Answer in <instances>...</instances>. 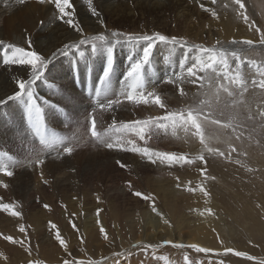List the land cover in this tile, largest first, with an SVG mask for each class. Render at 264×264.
I'll list each match as a JSON object with an SVG mask.
<instances>
[{
	"label": "bare ground",
	"instance_id": "1",
	"mask_svg": "<svg viewBox=\"0 0 264 264\" xmlns=\"http://www.w3.org/2000/svg\"><path fill=\"white\" fill-rule=\"evenodd\" d=\"M162 1L167 0H91L92 6L99 13V15L97 16L93 15L89 11L88 3L86 2V0H71L73 8L69 11H72L74 13V20L78 24L79 29L82 30L81 32L77 31V29L75 28L69 27L63 21L58 20L56 17L59 15V13L56 11L55 5L48 3L47 0H45L44 3L39 2V0H26L24 4H18L16 3V0H0V41H3L5 45L13 44L18 47H24L26 50H34L37 53L41 54V56L49 58L52 56L54 51H57L58 49L62 48L65 44L77 43L82 38V34L83 36H91L102 33L106 26H108L107 23H105L106 20L110 21V19H113L112 21H116L114 22L115 24L124 20L136 21L141 20L142 18L152 17L151 23L159 24L160 22L164 21V12L166 9L174 13L175 24L173 27L175 30H182L183 28V32H187V34L190 32L195 36L200 23L204 22L200 21L203 15L198 16L194 10L188 11V9L185 8L186 6H182V0H170L167 6H164ZM203 3L204 6H206L204 7V11H202L203 14L206 16L212 15L216 4H213L212 0H195V4L197 6ZM211 20H214V22H211ZM226 20L227 19L216 21L215 16H213L212 19L205 22L206 24H208V26H211V28L207 27L210 32H212L211 29L214 30L213 33H215L216 35H213V38L216 37L217 39H220L222 38V36L227 35L230 30L232 31L234 29L235 26L231 24L230 20ZM41 21H43V23H41ZM239 24L237 23V25ZM240 26L243 25L240 24ZM237 28L240 27L237 26L236 30ZM29 40L31 41L30 49L28 45ZM225 46L230 47L232 49L244 48L235 45H230L229 43H227ZM139 49L140 46H138L137 50ZM2 51L3 49L0 48V54H2ZM129 53V45L121 43L116 45L114 48V71L112 73L111 85L107 94V99H115L116 95L124 88V85L121 83V78L123 77V72L126 70V67L128 65ZM194 56V51L183 50L179 47H177L175 53L172 54L169 51V47L164 44H157V46L153 49L151 63L146 67V70L144 72L147 90L152 91L153 89H155L157 93L160 94L162 98L166 101V103L170 104H168V107L170 109H175V104H177L176 101L179 94L172 89L171 84L164 82L166 78L165 76L163 77V74L167 71L171 72V75H173V73L179 72L180 64L183 62L186 65H190V60H192V57ZM166 57H168L167 60L165 59ZM104 63L105 58L103 55L98 54L96 56H91L90 50H86V59L83 60L76 56H73L70 59L69 57H66L57 60L53 64V72H51L56 74L53 78V80H56L55 86H53V89L49 91V89L46 88V86L43 84V80L38 81L35 86L36 96L42 93L45 99L41 98L36 100L41 105H45V101H47V106L49 102L57 98L56 100H58V107L63 105H65L66 108L70 107L69 109L72 112V116L74 118L80 117L81 119L83 116L81 112L83 105L82 99H84L85 96L82 95L81 92L77 91V87L78 89L81 88L82 91L86 89L90 90V92H88L89 95L94 94V88L99 81V76L102 74ZM70 64H73V66L79 65L80 84L76 85V87L73 84L71 73L69 74V71L67 70V66L70 67ZM87 64L91 67L94 66V68L92 70L90 68H86ZM47 69L50 68L48 67ZM47 69L46 72H48ZM90 70L91 74H89ZM30 71L31 70L29 66L4 65L2 58H0V100H6L7 96H10L15 91H17L18 88L15 83V80L30 78ZM48 75L50 76L51 74L48 73ZM76 75L77 74L75 73V79H77ZM50 78L52 77L50 76ZM184 86L187 87V85ZM54 87H59V89L62 91L61 97H57L58 91L56 92ZM67 93L71 94L69 100L66 96ZM187 99L189 100V98ZM19 104L20 102H15L13 105H10L8 101L6 106H10L9 110H11V106H13V110L16 106L18 107ZM130 104L134 108L138 109L136 110L135 114L128 111V107H131ZM130 104L123 103L121 107H116L108 111L109 114L107 115V120L111 121L110 125L115 123L117 126H119V124L122 123V121L124 122V120H128L126 121L127 123L135 120L155 118L163 116L165 114V109H161L158 106L152 104H142L139 106H134L132 103ZM6 106L0 105V152L6 151L8 155L14 157V159L16 160L18 158H21L22 156L23 158H25L29 149L41 146H39V144L32 145L31 141L29 140V137H27V134H19V126H21V123L17 124V121L21 120V114L25 117L23 103L21 102L17 111L15 109L13 111L11 110L7 112V114H4V112H2V109L5 110ZM76 122H78V120ZM53 124L55 125L54 122ZM71 124L73 125V123ZM71 124L69 126H71ZM107 124H109V121H107ZM168 132L170 135L166 136L164 131L160 130V135L158 136V138L164 139L162 141V144L164 146L176 141L177 143L181 142L183 145L182 147L186 148V153H189L190 155L195 154L196 151H198V141L193 144H185L182 140H178L173 137L171 135L170 129ZM17 134H19L20 136H18ZM119 135L121 134L115 133L113 131V135H109V137L114 140ZM149 135L150 133L146 132L145 139ZM127 138L135 140L138 146L144 147V144L142 143L144 141L139 140L138 137L134 135H129ZM85 140L86 139H84V141ZM153 140L154 138L152 139V141ZM91 150L92 149H88V152L84 153V157H86V159H89L90 156H96L92 154L93 152L90 153ZM111 151L118 152V154L114 157L115 160H119L122 164L125 165L124 168H121L122 173L119 172V169H116L114 167L119 165L113 166L112 163L106 160L108 163H110L109 165H99L101 166L100 168H102L101 171H105H102V174L87 175L88 171H85L84 175L82 176L77 175L75 172L69 175V172L73 171L71 169L73 164H67L66 162H69V157H64L63 160L61 159V162L59 161V159L55 161L54 158H50L49 160H47L48 165L42 168H36L34 165L28 166L29 169L31 167L33 169L34 167V172L33 175H31V173H29L30 175H26V180L25 178L23 179L24 176L22 177V175H16V177L12 176L11 179H6L5 176L0 174V179L3 178V182L8 185L7 188L0 187V203H9L15 206L14 201L21 202L22 207L20 208V212L25 213L24 216L22 214L23 219H19L11 217L7 213L0 211V230H3L7 233L16 232L19 231L18 228L19 224L21 223L23 225L27 223L32 228L40 229L46 222L52 221L51 210L45 209L43 205H55V202H62L66 206V208L60 209V214L62 216L67 215V217H71L72 220H74L81 228L83 236L89 235L92 237V239L95 240L94 244L90 245L91 248L88 247L85 253H82L81 256H86L89 260H92L93 262H98V264H141L137 260H129L130 257L128 256V254L133 251L131 250V248H133V245L136 247H149L148 249H150V251L148 250V252L149 255L150 253L151 255L147 259H150L151 257H153V253L157 252V254H160V252L164 251L163 247L166 246H162V243H164L165 241H172L173 245L177 243H181L184 245L194 243L200 247L209 249V252L200 254H203L208 257L210 256L211 261L209 259H202L203 261L200 262L201 264H228L229 261H231L233 258L236 260V262H241L239 257L232 256L231 253L225 254L224 250L226 248H231L234 251L241 252L239 250L240 247L225 246L222 243L219 228H217L216 226L217 222L214 219L213 214L209 215L207 208L191 209L193 213H191L193 218L198 220L195 222L188 220V216L186 215V213H180L181 215H178V212L176 213V205L179 201L178 195L182 197V193L180 190H183V188L178 189L176 187V184H185V182L188 180V175H182L180 177H173V175H170V177L168 178H163L155 174L151 175V172L153 170H157L158 168L165 171V165L167 163H162L165 165H160L158 162L151 163L147 160V158H144L140 154L131 151ZM123 152L126 153V156L123 154ZM176 152L178 153V151ZM137 158L141 159V161H138ZM137 162L144 163L139 164ZM59 163H61V165ZM146 163H151L154 167L158 168L153 169L150 167L149 164ZM91 166L89 169L92 168ZM167 166L170 168L169 164H167ZM59 167H65L67 170H69V172L67 173L68 175H55L58 174ZM130 169H137L138 173H128ZM168 173L170 174V172ZM87 176L89 177V180H86ZM45 181H47V183H45ZM129 184L132 185L131 189H129L128 187ZM88 185L89 189H87ZM135 189H138V191L148 192L149 194L155 196L158 211H160L170 221L173 227H168L167 225L163 224L160 220V217H158L155 213L151 211V207H149L150 209H147L146 206L149 205L151 202L147 201L145 205L141 204V202L137 199L138 197L132 195V192L136 191ZM199 195L197 194L196 196ZM91 198L93 199V201L91 202L90 207L88 208L87 206H89L88 204L90 203L89 200ZM182 201L185 202L184 199H182ZM200 202L203 203V205L204 203L214 204L213 199L210 200V197L207 199L206 202V198L204 196L200 199ZM39 207L42 208L39 209ZM97 209H101L102 213L107 212L113 217L116 229L115 236L112 235L111 231L106 227L105 219H103L102 214H99V217H97V213L94 214V211L97 212ZM13 210H16V207H14ZM88 211H91V214L89 216L87 215ZM134 211H136V213L140 212L141 214L136 217L133 216V218H131L132 213ZM120 212L125 214L127 223L131 224V226L133 225L132 229L130 228L131 230L129 232V235L127 232V236H124L123 233L120 231V227L118 225V222L116 221V219L120 215ZM97 219H99V224L97 223ZM135 222L137 223L134 225ZM187 224L188 226H191L189 228H186ZM250 224H252L253 226V223ZM138 226L140 227V232L138 231L139 233H135L134 228L138 229ZM101 227H103L106 233L108 234V240H105L103 238L101 232L99 236L100 238L97 237L98 234H95L97 228L100 230ZM248 227H245L244 225L243 228L247 229ZM131 233L135 235L131 236ZM49 238L47 236L46 238H44L43 235L41 241L37 245L38 249H42L44 251V254L42 253L44 257L48 256L47 253H49L50 250L57 248V246L52 245ZM77 248L81 250L82 246L79 245L76 247V249ZM169 249L174 250V248ZM176 249L178 248H175L174 251H176ZM248 250L250 251V249ZM252 252H260L258 254L260 255L264 252V248L263 246L259 245V247L257 248H252ZM116 253H120V255H116ZM77 254L80 255V253H76L75 255ZM42 255L40 252H38V255L36 256L39 261L38 264H41L40 259L43 258L41 257ZM98 256L100 257V259L97 258ZM179 257L180 256L173 253L172 255H169L167 261L163 258L157 261H152L149 264H183ZM95 258H97V260ZM256 258L257 257H254V259L252 260L258 261L259 258ZM53 259L59 260L57 253L55 258ZM6 263H8V261H6Z\"/></svg>",
	"mask_w": 264,
	"mask_h": 264
},
{
	"label": "rangeland",
	"instance_id": "2",
	"mask_svg": "<svg viewBox=\"0 0 264 264\" xmlns=\"http://www.w3.org/2000/svg\"><path fill=\"white\" fill-rule=\"evenodd\" d=\"M169 1L170 0L162 1L163 5L167 6V4H169L168 3ZM182 1H183L182 6L183 7L186 6L185 8L188 9V11L194 10L198 16L203 15L202 19L200 21L201 22L204 21V22L200 23L198 31H197L198 34L196 33L195 36H194V34H192L190 32H189L190 34L189 33L187 34V32H183L184 31L183 28H182V30L181 29L175 30L173 27L175 24V22H174L175 16H174V13H172V11H170L168 9H166L167 11L165 10V12H164L165 13L164 21L160 22L159 24H152L151 23L152 17L151 18L146 17V18H142L141 20H136V21L124 20V21L118 22L119 24L118 23L114 24V22H116V21H112L113 19H110V21L109 20H106L107 22L105 21V23H107L108 26H106V28L104 29V31H102V33L110 34L112 31H119V32L131 33V34H139V35L149 34V35H151L154 32H159V33L164 34L168 37H172V36L183 37L188 41V43L190 45L200 44V45H203V46L209 47V48H211L213 46L219 47V45H217V43H216L217 41H221L223 46H225L227 43H229L232 40H237V41L252 40L253 41V47L251 49H248L247 46L243 45V44L235 45V46H239V47H244L242 49H245V51L241 57V59L244 60V63L242 64V73H243L245 79L248 81V84H249V89L246 93H244L243 97L238 96V99H242L244 101V103L240 104L239 107L236 109H229L230 111L238 112V121L240 123V126L237 128L236 134L242 133V136H241L240 141H236L234 139L233 142L236 144L238 150L242 153H246V155L237 156L236 153H233V158L241 161V163H239V164L232 163V162L224 160L223 158H209L206 165L200 164L199 162H197V163H195V165L194 164L193 165H184V166L171 165L169 168L167 166L168 163L167 164L165 163L166 164L165 165V164L160 163L159 160H157V162L160 165H165V171L161 170L158 167H154L151 163H146V164H149L150 167L153 169L158 168L157 170H153L152 171L153 173L151 172V175L155 174V175L161 176L163 178H168V177H170V175H173V177H180L182 175H188V180L183 185H186V184L189 185V182H191L189 186H191L193 188H195L196 185L198 183H200L201 180H203V177H201V175H200V169H203L206 167V169H207L206 175L209 177L215 178L213 180H204L205 186L210 191V200L213 199L214 204H211V203L205 204L204 203V205H203V203L200 202V199L203 197V194L200 193L198 190L194 191V192H188V191H185L184 189H183L184 191L181 189L180 191L182 193L183 198L180 195H178L179 201L177 202V205H176V213L178 212V215H181L182 213H186V215L188 216V220L195 222L198 220L193 218V216H192L193 213H192L191 209H193V208H197V209L207 208L208 210L212 209L214 219L217 222L216 226H217V228H219V231H220L222 243L225 246L240 247L239 250L241 252L246 253L250 257L252 256L253 258L254 257L259 258L258 261H256V260L248 259L247 258L248 256H244V257L237 256L240 258L241 262H236V260L233 258L231 261H229V263L230 264H246V263L247 264H258V263L260 264V261H264V257H263L264 252L261 253L260 255H258L260 252L254 253V252H252V248H257V247H259V245L263 246V248H264V226H262V225H264V119H261L259 116V112L261 110H264V89H260L259 87H253L252 86V80L253 79H256V80L259 79L255 68L258 66H264V45L259 44L260 33H257L254 28H250L249 25L254 24L256 27L260 28L262 32H264V0H243V2L245 3V9L243 11H244V14L247 15V17H248V23H245L243 17H238L237 13L232 10L233 7H237V6L232 5L231 0H216V2H215L216 5L214 7V11L216 13L215 20L221 21V20L227 19V20H230V22L233 26H235L234 29L232 31L230 30V32L227 35L222 36V38L224 37L223 39L222 38L217 39L216 37H214L216 40L212 37L213 35H216L215 33H213L214 30L211 29L212 32H210V30L207 27L211 28V26H208V24L205 23L206 21L212 19L213 15H207L206 16L203 14L202 11H204V7H206V6H204V3L201 5L199 4V6H197L195 4V0H185V1L182 0ZM225 4H229V7L225 8L224 7ZM168 11H169V13H168ZM212 21L214 22V20H211V22ZM237 23L238 24L240 23L243 26H240V24L237 25ZM236 25L238 27H240V28H237V30H236V27H237ZM139 26H140V28H139ZM168 28H170V29H168ZM238 29H240V30H238ZM234 31H235V33H234ZM207 33L208 34L210 33V34L208 35ZM200 34H203V35H200ZM86 50H90V48H88ZM183 50H189V49L183 48ZM54 52H57V51H54ZM198 55L199 54L195 52V56L192 57V60H190V64L196 59L195 57H197ZM73 56L74 55L72 54V51L69 50L68 56H63V55L58 54L52 60V62L48 66L50 69H47L48 72H46V77L47 76L48 77H47V79L42 81L43 84L46 86V88L49 89V91L53 89V86H55V82H56V80H53L54 75H56V74L51 73V72H53V69H52V67H54L53 64L57 60H60L62 58H66V57H69V59H70ZM76 57H78V56H76ZM248 61H255V66L250 67ZM230 65L232 68H234L235 60H230ZM64 67H66V66H64ZM86 68H90L92 70L94 68V66L91 67L90 65L87 64ZM67 70L69 71V74L71 73V76L73 79V84L76 87V85L80 84L79 65L73 66V64H70V67L67 66ZM91 70H90L89 74H91ZM48 73L51 74L50 76L52 78H50ZM75 73L77 74L76 75L77 79H75ZM164 76H165V78L168 76H171V72H168V71L164 72L163 77ZM122 79H123V77L121 78V80ZM221 81L223 82L222 77H221ZM49 85H52V87H50ZM184 85H187V87ZM171 86H172V89L175 90L179 94L178 86L174 85V84H171ZM180 86L183 87L185 93H189V94H187L186 97H181L180 94L178 95V98H177L178 102L176 101L177 104H175V106H176L175 109H178V107L182 108L186 104L192 103L194 100L195 94L198 92V85H194V84H190V83H184ZM177 88H178V90H177ZM185 88H186V90H185ZM54 89L56 90V92L58 91L57 97L58 96L61 97L62 91L59 89V87H54ZM188 90H189V92H188ZM49 91H48V93H49ZM77 91L81 92L82 95L85 96L84 99H82L83 105H82L81 112H82L83 116L81 119H80V117L74 118L72 116V112L69 109L70 107H67L68 109L66 108L65 105L58 107V102H57L58 100H56L57 98L55 100L49 102L47 104V106H46V103H45V105L42 104L44 109H45V111H44L45 125H46L48 132L55 133L56 136L61 137V138H76L78 136L79 144H81L78 147L74 148V151L72 153L73 155L72 154L71 155L63 154L62 156L61 155L58 156L56 151L49 150V152H47V154H49V155L44 156V160L46 163L44 162V164L41 165L39 168L47 166L48 165L47 160H49L50 158L51 159L54 158L55 161H57V159H59V161L61 162V159L63 160L64 157L65 158L69 157V162H66V163L67 164H73V166L71 167V169L73 171L69 172V170H67L65 167H59L58 174H55V175H60V174L66 175L68 172H69V175H71V174H73V172H75L77 175L82 176V175H84L85 171H88L87 175L102 174L105 171L104 170H102L103 172L101 171V169H102V168H100L101 166L109 165L110 163H112L113 166L118 165V164H116V160L114 158L118 154V152H112L111 151V150L118 151V149L117 148L108 149L105 146L96 143L90 135V132H89L90 125L87 122H88V114L90 112H92V110H93L92 108L95 107V105L92 102V97H94V94L89 95L88 92H90V90L86 89V90L82 91L81 88L78 89V87H77ZM190 91H192V92H190ZM42 95L43 94L40 93L35 98L36 99H41V98L45 99L44 95L43 96ZM66 96L69 100V98L71 97V94L67 93ZM187 98H189V100ZM205 98L206 97H203V96L196 97V99H205ZM225 99H227V98H225ZM102 102H103V100H102ZM9 103H10V105H13L15 102L9 101ZM123 103L130 104L127 101L126 102L123 101ZM20 104H21V102H20ZM20 104H19V106H20ZM19 106L15 107L16 111L19 109ZM9 107L10 106H6V109L5 110L2 109V112H4V114H7V112L11 111L12 108H14L13 106H11L12 108H11V110H9ZM15 109H13V110H15ZM98 110L99 109H97L98 113L95 114L96 119H97V129L99 131L108 129L110 126V122H111L110 120H107V115L109 114V112H108L109 110L107 112H102V113L100 112V110L99 111ZM136 110H138V109L134 108L132 105H131V107L130 106L128 107V111H130L134 114L136 113ZM20 111H21V108H20ZM249 112H251L253 119H248ZM20 118H21V120L17 121V124L21 123V126H19V130H20L19 134H27L28 135L27 137H29V140L31 141L32 145L33 144H39L37 142L38 140L36 141L34 136L31 134L25 117L21 114ZM77 120H78V122H76ZM107 121H109V124H107ZM126 121H128V120H124L125 123H126ZM53 122L55 123V125L53 124ZM71 123H73V125ZM70 124H71V126H69ZM111 125H113V124H111ZM75 126H76V128H75ZM68 128H70V129H68ZM82 128H83V130H82ZM25 129L27 132L25 131ZM72 129H73V131H72ZM78 130H79V132H78ZM216 130H217L216 126H209L207 129V132H208V134H213ZM19 134H17V135L20 136ZM109 135H113V132L110 133ZM168 135H170L169 132L166 134V136H168ZM153 138H154V140L152 141ZM84 139H86L87 141L86 140L84 141ZM163 140L164 139L153 136L151 139H148V137L146 138L147 144H145V142H142V143L144 144V146L152 148L153 150H156V151L169 152V153H177L176 151H178V153H179V151H180V153H186V148L182 147L183 145L181 142L177 143L176 141H174L173 143H171L169 145H165L166 146L165 147L162 144ZM165 140H167V139H165ZM84 142H86V143H84ZM84 144L85 145L87 144V145L85 146ZM66 146H70V145H66ZM91 146H92V148H91ZM219 147L222 150L227 151L226 146L219 145ZM84 149L86 150V152ZM88 149L89 150L92 149L90 151V153L93 152L92 154L96 155V156L95 157L90 156L89 159H86V157H84V153H87ZM178 149H180V150H178ZM60 150H61L60 152L62 153V149H60ZM183 150H184V152H183ZM79 152H81V153H79ZM98 152H101V153H98ZM123 154L125 155L126 153L123 152ZM46 158H48V159H46ZM98 158H100V159H98ZM17 160L22 161V160H24V158L22 156L21 158H18ZM106 160L110 163H108ZM138 161H141V159H138ZM106 163H108V164H106ZM137 163L140 164V163H144V162H137ZM59 164L61 165V163H59ZM100 164H102V165L99 166ZM90 166L92 167L91 169H89ZM114 167L116 169H119L120 170L119 172L122 173L120 165L114 166ZM249 169H252V171H249ZM9 170H11L13 172L16 171L14 173L13 177H16V175H22V177L24 176L23 179L25 178V180H26V175H30L29 173H31V175H33L34 167H33V169H32V167L29 169L26 164H23V165H18V166H14V167L10 166ZM159 170L162 172H160ZM165 172H166V174H165ZM168 172H170V174ZM128 173L137 174L138 170L137 169L136 170L130 169L128 171ZM5 178L11 179L12 177H8V178L5 177ZM2 180H4V179L2 178ZM35 180H36V178H35ZM78 180H79V178H78ZM86 180H89L88 176L86 177ZM8 181H10V180H8ZM88 187H89V185L87 186V189H89ZM135 190L138 191V189H135ZM140 192L144 193L145 195L149 194L148 192H144V191H140ZM196 193L198 195L199 194H201V195L196 196L197 195ZM137 199L143 205H145L147 202L140 197H138ZM182 199H184L185 202L182 201ZM89 201H90V203L88 204L89 206H87L88 208L90 207V204L93 201V199L91 198ZM14 202H15V206H19V207H16V211H20V208L22 207V203L17 202V201H14ZM146 207L148 209L151 206L149 204ZM41 208L42 207H39V209H41ZM62 208L63 209L66 208V206L62 202H60V203L55 202V205L54 204L49 205V210H51V213H52V221L46 222L42 226V228H40V229L32 228L29 224L25 223L24 224L25 233H21L19 231L7 233V232H4L3 230H0V233H3L4 235H12L16 240L23 241L24 247H30L31 248V254L29 255V253L24 250V247H21L19 244L13 245V244L9 243L8 241H5L2 238H0V253L3 254V255H0V264H29V261H31L32 264H38L39 261L36 258V256L38 255V252H40L41 255H42V253L44 254V251L42 249H38L37 245L41 241V238L43 235H44V238H46V236L48 238L50 237L49 238L50 242L52 243L53 246H57V248L50 250L49 253H47L48 254L47 257H44L42 255L41 257H43V258L40 259L41 264H63V261L65 259L75 261L76 264H79V262H81V261H83L84 264H86V263L88 264L89 261H92V260H89L84 255H83L84 257H82L81 254L85 253V251L87 250L88 247L91 248L90 245L94 244L95 240L92 239V237L89 235L83 236V232H82L81 228L78 226V224L74 220H72L71 217H69V216L67 217V215L62 216L59 212L60 209H62ZM95 213H97V212L94 211V214ZM22 214H23V216L25 215V213H22ZM90 214H91V211H88L87 215L89 216ZM100 214H102L103 219H105L106 227L111 231L112 235L115 236L116 235V229H115V224H114L115 221L113 220V217L107 212L102 213V211H101ZM139 214H141V213L140 212L136 213V211H134L132 213L131 218H133V216L136 217ZM116 221L118 222V225L120 227V231L123 233V235L127 236V232L129 235V232L132 229L133 225L131 226V224L127 223L125 214L120 212V215L118 216ZM136 223L137 222H135L134 225ZM218 223H219V225H218ZM250 223H253V226ZM53 224L56 226L55 228H52L51 225H53ZM188 224H187L186 228H189L191 226V225L188 226ZM73 225H75V227H73ZM244 225H245V227H248V226L249 227L247 229H244L243 228ZM134 230H135L134 231L135 233H139L140 227L138 226V229L134 228ZM57 231H59V233L61 234V237L68 243V245H69V251L68 252H65L64 249L60 247L59 242L55 240L54 236H55V233ZM95 232H96L95 233L96 235L98 234L97 237L100 238L99 237L100 236V230L97 228V231H95ZM130 235L134 236L135 234L131 233ZM126 238H129V237H126ZM127 242H128V240H127ZM259 243H261V244H259ZM79 245L82 246L83 250L82 249L80 250L78 248L76 249V247ZM83 246H84V248H83ZM162 246H166V247H163L164 251L160 252V254H157V252H155V253H153V257H151L150 259H147L151 255V253L149 255V252H148V250L150 251V249H148L149 247H147V246L146 247L145 246L136 247L133 245V248H131V250H133V251H131V253L128 254V256L130 257L129 260L130 261L137 260L141 264H149L152 261L159 260V258H161V257L167 261V258L169 257V255H172L173 253H175L176 255L180 256L179 258L183 264H185V260H184L185 254H187V256H188L187 264H194V263L195 264H201L200 262L203 261L202 259H204V260L209 259L211 261L210 256L208 257V256H205L203 254H200L191 248H187V247L180 248V249L178 248V249H176V251H174L176 247H174L173 244L162 243ZM169 248H174V250H171ZM247 248L250 249V251ZM56 253L58 255L59 260L53 259V258H55ZM76 253H80V255L79 254L75 255ZM231 254H232V256H236L233 253H231ZM45 255H46V253H45ZM52 255H53V257H52ZM73 255H75V256H73ZM16 257H18V258H16ZM97 258L100 259L99 256ZM97 258H95V259L97 260ZM81 259H83V260H81ZM6 261H8V263H6ZM248 262H250V263H248Z\"/></svg>",
	"mask_w": 264,
	"mask_h": 264
},
{
	"label": "snow or ice",
	"instance_id": "3",
	"mask_svg": "<svg viewBox=\"0 0 264 264\" xmlns=\"http://www.w3.org/2000/svg\"><path fill=\"white\" fill-rule=\"evenodd\" d=\"M26 0H16L18 4H24ZM44 3L45 0H39ZM48 3L54 4L56 11L59 15L56 17L58 20L63 21L69 27L79 29L78 24L74 20V13L69 11L73 8L71 0H47ZM88 3L89 11L93 15H99L95 8L91 4V0H86ZM216 0H212L214 4ZM231 4L237 7H233V11L237 13L238 17H243L244 22L248 23V17L244 14L245 3L243 0H231ZM225 8L229 7V4L224 5ZM207 10V9H205ZM216 15L215 11L212 13ZM43 23V21H41ZM250 28H254L257 33H260L259 44L264 45V32L254 24L249 25ZM126 44L130 46V53L128 56V65L123 72V79L121 83L124 88L116 95L115 99H107V94L111 85L112 73L114 71V48L118 44ZM217 46L211 48L205 47L200 44L190 45L188 41L183 37H168L159 32L149 34H131L123 33L119 31H112L110 34L100 33L97 35L83 36L77 43L65 44L62 48L54 52L51 57L45 58L38 54L34 50H26L24 47H18L13 44L5 45L3 41H0V48L3 49L0 58H2L4 65H24L30 67V78L28 79H16L15 83L18 90L12 95L7 96L6 100H0V105L7 104L8 101L22 102L24 105V115L31 134L34 136L41 147H33L29 149L24 160H16L14 157L8 155L6 152H0V174L5 177H12L13 171L9 170V167L26 164L27 166H35L39 168L44 164V156L47 155L49 150L56 151L57 155H71L75 147L79 146V138H61L56 136L55 133L48 132L45 125L44 107L36 100L35 86L38 81L46 79V69L52 62V60L59 54L63 56L69 55V50L72 51L74 56H78L81 60L86 59V49L90 48V55H103L105 63L103 66L102 74L99 76V81L94 88V97L92 102L95 105L92 112L88 114L89 132L92 139L108 149L117 148L122 151H131L140 154L142 157L147 158L151 163H156L159 160L161 163H168L171 165H193L197 162L201 164H207L209 158H223L226 161L232 163H241V161L233 158V153L237 156L246 155L238 150L236 144L233 142L241 140V134H236L237 128L240 126L238 121V112L230 111L229 109H236L240 104L244 103L239 97H243L249 89L248 81L245 79L242 73V64L244 60L241 59L245 49L226 47L222 45L221 41L216 42ZM157 44H164L169 47L170 53L174 54L177 47L183 49L188 48L190 51H195L199 55L190 64L186 65L183 62L180 64V71L173 73V75L166 77L165 83L177 85L179 88V94L181 97H186V93L180 85L184 83H190L198 85V92L195 94L192 103L185 105L182 108L170 109L166 101L155 89L152 91L147 90V84L144 76L146 67L151 63V57L154 47ZM230 45H246L248 49L253 47L252 40H232ZM29 49L31 48V41H28ZM138 46L140 49L137 50ZM166 60L168 57L165 58ZM230 60H235L234 68L230 65ZM249 66H255V61H248ZM259 77L258 80H252L253 87H259L264 89V66H258L255 68ZM223 78V82L221 81ZM52 87L51 85H49ZM206 97L205 99H196V97ZM227 98V99H225ZM103 99V102H102ZM132 103L133 105H155L161 109H165L163 116L135 120L127 123H120L117 126L115 123L110 125L108 129L99 131L97 129V119L95 114L97 109L100 112H106L116 107H121L123 101ZM230 101V102H229ZM47 103V101H45ZM261 119H264V110L259 112ZM248 119H253L251 112H249ZM209 126H216L217 130L213 134H208L207 129ZM171 130V135L178 140H182L185 144H193L198 141L199 149L195 154L189 153H169L155 151L147 146L140 147L135 140L128 139L129 135H134L139 140L144 141L146 132L150 133L148 139L153 136H159L160 130H163L165 134ZM119 133L114 140L109 137L112 132ZM70 145V146H66ZM219 145L227 147V151L222 150ZM62 148V153L60 149ZM121 168L125 165L119 160L116 161ZM206 167L200 169V175L203 177L200 183L195 188L189 185H182L177 183L176 187L183 188L185 191L194 192L199 191L207 199L210 197V191L204 184V180H213L214 177L206 175ZM252 171V169H249ZM42 176V173H41ZM47 183V181H45ZM0 187L7 188L8 185L0 179ZM129 189L132 185H128ZM132 195L140 197L145 201H149L151 211L155 213L163 224L168 227H173L170 221L158 211L156 205V197L140 191H133ZM99 201V198H98ZM14 206L9 203H0V211L7 213L11 217L23 219L20 211L13 210ZM45 209H49V205L44 204ZM101 209H97V217ZM209 215H212L211 209L208 210ZM51 223V222H50ZM99 224V219H97ZM52 228L56 226L51 225ZM75 227V225H73ZM19 232L25 233V226L21 223L18 228ZM100 232L105 240H108V234L103 227L100 228ZM0 238L9 243L16 245L19 244L24 247L23 241L16 240L12 235H4L0 233ZM55 240L59 242L61 248L65 252L69 251L68 243L61 237L59 231L55 233ZM83 242V241H82ZM165 244H172V241H165ZM176 248H191L198 253H207L210 250L198 246L197 244L184 245L177 243L174 245ZM24 250L31 254L30 247H24ZM225 254L233 253L236 256L244 257L247 254L243 252L234 251L231 248H226ZM0 255H3L0 253ZM120 255V253H116ZM248 259H254L248 256ZM159 259H163L162 257ZM185 264L188 262V256L185 254ZM29 264H32L29 261ZM63 264H76L75 261L65 259ZM79 264H84L83 261ZM88 264H98V262L89 261ZM260 264H264L261 261Z\"/></svg>",
	"mask_w": 264,
	"mask_h": 264
}]
</instances>
